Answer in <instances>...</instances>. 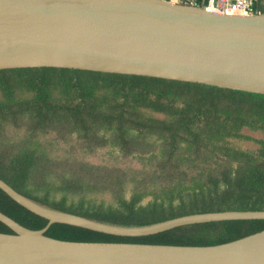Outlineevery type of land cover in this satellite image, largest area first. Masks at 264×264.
<instances>
[{"label":"trees","instance_id":"16d2710c","mask_svg":"<svg viewBox=\"0 0 264 264\" xmlns=\"http://www.w3.org/2000/svg\"><path fill=\"white\" fill-rule=\"evenodd\" d=\"M254 9L264 13L259 0ZM59 145L65 150L55 155ZM101 148L137 158L140 168L94 165L77 154ZM0 180L43 206L119 226L263 211L264 94L78 70H0ZM0 212L30 230L46 224L1 190ZM263 229L264 220L223 221L115 237L53 224L45 234L208 246ZM0 232L10 230L0 223Z\"/></svg>","mask_w":264,"mask_h":264},{"label":"water","instance_id":"95a60500","mask_svg":"<svg viewBox=\"0 0 264 264\" xmlns=\"http://www.w3.org/2000/svg\"><path fill=\"white\" fill-rule=\"evenodd\" d=\"M53 68L140 76L264 94V13L225 15L164 0H0V70ZM0 190L46 220L30 230L0 212V264H264V229L208 246L78 243L47 236L62 224L115 237L178 227L263 221V211L185 215L119 226Z\"/></svg>","mask_w":264,"mask_h":264},{"label":"built area","instance_id":"2783aa9c","mask_svg":"<svg viewBox=\"0 0 264 264\" xmlns=\"http://www.w3.org/2000/svg\"><path fill=\"white\" fill-rule=\"evenodd\" d=\"M173 4L203 8L225 15L251 16L257 0H164Z\"/></svg>","mask_w":264,"mask_h":264},{"label":"rangeland","instance_id":"374dc122","mask_svg":"<svg viewBox=\"0 0 264 264\" xmlns=\"http://www.w3.org/2000/svg\"><path fill=\"white\" fill-rule=\"evenodd\" d=\"M14 130L12 128L9 129V133L11 134ZM257 137V136H256ZM242 147H252L253 145L250 142L241 143ZM56 148V147H55ZM58 151L55 155H62L63 150H65L64 145L57 146ZM78 156L91 164L94 165H103V166H119V167H133L140 168V163L135 157H128L122 159L118 157L117 154L112 153L107 148L96 149L90 153H84L81 151H77Z\"/></svg>","mask_w":264,"mask_h":264},{"label":"crops","instance_id":"0c3cea01","mask_svg":"<svg viewBox=\"0 0 264 264\" xmlns=\"http://www.w3.org/2000/svg\"><path fill=\"white\" fill-rule=\"evenodd\" d=\"M259 1H260V4L264 7V0H259ZM260 13H262V12H260Z\"/></svg>","mask_w":264,"mask_h":264}]
</instances>
